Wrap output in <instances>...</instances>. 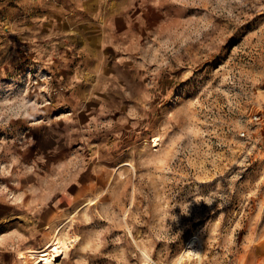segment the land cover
Returning <instances> with one entry per match:
<instances>
[{
	"label": "rangeland",
	"instance_id": "374dc122",
	"mask_svg": "<svg viewBox=\"0 0 264 264\" xmlns=\"http://www.w3.org/2000/svg\"><path fill=\"white\" fill-rule=\"evenodd\" d=\"M60 226L56 264H264V0H0V264Z\"/></svg>",
	"mask_w": 264,
	"mask_h": 264
},
{
	"label": "bare ground",
	"instance_id": "6f19581e",
	"mask_svg": "<svg viewBox=\"0 0 264 264\" xmlns=\"http://www.w3.org/2000/svg\"><path fill=\"white\" fill-rule=\"evenodd\" d=\"M154 143L157 142V139H153ZM87 204V203H86ZM80 210L78 208L75 210L76 212ZM198 237H191L187 242V254L190 255H197L198 251L195 247V243ZM69 248V242L66 238H64V232L62 230V226L56 230V233L51 237V240L46 243L44 247L40 249L30 250L28 255L32 257L37 264H56V261L62 257V254L66 255ZM63 255V256H64ZM19 257H25L23 253L19 254ZM196 257V256H194ZM191 258V257H190Z\"/></svg>",
	"mask_w": 264,
	"mask_h": 264
}]
</instances>
